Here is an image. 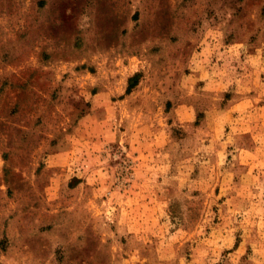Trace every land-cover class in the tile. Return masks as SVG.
<instances>
[{
  "label": "rangeland",
  "instance_id": "rangeland-1",
  "mask_svg": "<svg viewBox=\"0 0 264 264\" xmlns=\"http://www.w3.org/2000/svg\"><path fill=\"white\" fill-rule=\"evenodd\" d=\"M0 264H264V0H0Z\"/></svg>",
  "mask_w": 264,
  "mask_h": 264
},
{
  "label": "trees",
  "instance_id": "trees-1",
  "mask_svg": "<svg viewBox=\"0 0 264 264\" xmlns=\"http://www.w3.org/2000/svg\"><path fill=\"white\" fill-rule=\"evenodd\" d=\"M136 77H137L136 73L128 77V79H127V87H126V90H125L126 93H129L131 91V89L137 84Z\"/></svg>",
  "mask_w": 264,
  "mask_h": 264
}]
</instances>
